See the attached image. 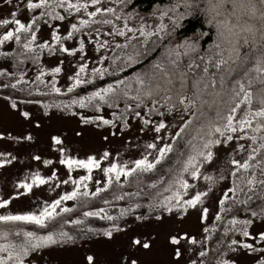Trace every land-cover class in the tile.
<instances>
[{"label": "snow or ice", "instance_id": "6c2138e0", "mask_svg": "<svg viewBox=\"0 0 264 264\" xmlns=\"http://www.w3.org/2000/svg\"><path fill=\"white\" fill-rule=\"evenodd\" d=\"M5 3H11V0H4ZM123 3L124 0H118ZM184 7L189 10L188 14H191L192 10H200L207 16V22L212 24L216 29L217 41L214 42L209 49L204 51L203 55H200L199 38L203 33L197 34L193 38H189L182 43H177L175 46L167 47L164 49L163 58L156 63L151 65V70L144 74H138L134 77L135 89L133 93V84L125 80H116L113 84H109L105 88L98 89L97 91L91 92L87 97H81L79 100H72V104H79L81 108L85 107V101L92 102L99 100L101 102L108 103L110 107L116 106L118 102L123 99L125 101V111L127 112L131 107L129 101L136 102L135 106L137 109L145 106L148 108L149 113L156 112L159 115H163L156 105L162 104L166 111H176L179 108H183L185 112H191L193 118L196 117L197 111H201V115L204 113L202 109L204 105L209 104V101L205 97L211 96L217 99L209 104L211 107L214 105H224V111L222 113L219 107L216 108L215 115L210 119L207 125H201L198 132H203L199 136L202 144L197 147L193 145V154H189L187 159L183 162L181 172H190L192 178H197L200 174V168L198 165L211 164L214 161L216 146H226L229 142L234 139L237 141L236 148L234 151H245V145L239 143V140L246 139L251 141L247 146V156L242 161L229 158V164L232 166L230 175L234 178L232 187L227 189L224 194V198L219 200L220 210L216 213L215 219L220 221L223 217L221 213L231 212L234 207L243 205L246 211H251V217H260L261 221L264 222V206H261L258 210H251L248 208L253 195L257 189L260 190V199L264 200V0H183ZM23 4L26 11L39 10V15H33L29 21L22 22L17 18V12L14 10L10 13V19H0V25H14V28H10L0 35V44L6 41L15 40L17 45L21 46L22 51L18 55L24 53H32L33 48L36 47L39 50L47 48L50 54L55 51L66 53L69 56L73 55L77 50L75 48L66 47L65 41L74 40L76 33L81 31L77 23H71L70 29L66 35L61 36L58 34V27L56 26L51 31V44L48 41H44L39 45H34V41L37 39V32L34 30L41 18H47L52 21H63L64 15H61L57 9H63L66 13L71 15L73 12L80 13L82 10L86 13L89 19H80V26H87L90 24H112V20L103 19L104 13H114L111 7H100L97 5L101 4V0H23ZM89 4L94 6L93 11H89ZM19 7V5H17ZM172 11H175L173 7ZM101 15V19L94 20L92 18ZM167 15L166 12L161 11V19ZM184 14H180L179 19H183ZM119 19V16L116 17ZM47 23V20H45ZM174 27L179 26V21L173 20ZM166 29V25L163 23L158 24L155 27V31L146 29V22H142L138 29L128 27L127 23L124 24L123 28L117 29L113 25V33L120 37L126 36L128 33L135 34L137 31L140 36L143 37V41L139 42L143 45L149 43V37L158 36L163 39L161 35ZM97 36L100 34L99 28L94 29ZM113 33H107L111 35ZM135 39V35L127 38L125 44L117 43L115 47L128 48L130 42ZM55 45L56 47H52ZM108 45V41L105 40L103 43L96 42L95 49L99 51ZM247 47L250 52L242 51L244 47ZM131 47L136 49L133 54L125 55V63H133L136 58L140 56V51L137 49L135 44H131ZM85 52V41L81 39L79 41V53ZM0 55L8 56V52H2ZM121 57L117 56L113 59L112 63L115 65L116 61ZM33 60L37 59V56L33 54ZM105 58L100 57V63ZM186 59V63H184ZM86 65L84 63L79 64L78 71L75 72L74 77L70 76L69 80L72 83L68 86L67 91L72 92L78 85L87 84L91 82V78L85 79L81 77V73L85 71ZM117 67H119L117 65ZM213 69L215 71H213ZM123 71V68H120ZM92 74L103 76L109 73L108 68L94 67L92 68ZM53 73V82L51 83V90L55 93H60L61 89L56 87L55 74L61 72L60 67H53L51 69ZM0 76H13L12 73H7L3 69H0ZM44 76V72L41 70L39 75L36 77L40 80ZM24 81V74L20 73V78L16 79L15 83L11 84L12 88H15L17 84ZM27 83V81H24ZM123 85V88H121ZM5 84L3 87H8ZM111 94V95H109ZM227 97V100L222 97ZM13 109L17 108V104L13 102L11 104ZM65 107H68L65 105ZM97 109L99 105L97 104ZM19 115L25 120L29 119L30 113L28 111H21ZM115 115V114H114ZM135 117H139L144 125H149V119L141 117L139 111H135ZM96 119L101 121L105 125L112 124V120L104 119L103 117L97 116ZM81 122L90 123L89 119L81 117ZM191 119L185 121V125L190 124ZM166 127L165 122L160 120L156 123L154 131L159 133L161 129ZM206 128V131L204 129ZM239 129V131H238ZM184 131L182 127L180 132H177L173 139H176ZM249 131L252 135H249ZM256 133H262L257 136ZM79 134V133H78ZM23 140L31 141L33 137L26 135L22 137ZM51 140L53 144L60 145L62 143L59 136H52ZM150 149H155L156 145L150 143L147 145ZM172 151L171 144H165L163 147L158 149V155L154 161L150 162L146 157L137 159L134 161L135 167L125 169L123 166H119L116 163H112L110 167L103 169L106 176L114 174L117 181L120 180L121 175L125 178L129 177L132 173L137 170L144 172L152 170L156 164L166 155L167 152ZM61 154L60 164L66 165L69 173L73 167L84 168L89 172L93 168L100 167V163L93 156H88L87 159H75V158H64V149L59 148ZM109 153L105 152L101 159L107 158ZM15 157L6 160H0V166L11 163ZM33 159L40 160L39 156H34ZM45 165L51 164V160H44ZM238 172L240 173L238 175ZM56 173H52L54 178ZM226 177L221 175L220 179L224 180ZM89 179L88 176H82L79 180H72L69 176V180L75 185L71 192H68L59 199L52 201L51 204H47L41 208L38 213H23V214H4L0 215V222H25L36 226L43 227L46 220L53 219L56 213V206L62 201L72 200L80 195L84 197L96 196L98 193L107 189L112 183L111 177L104 184V189L97 188L95 192L89 193L87 191V185H84L85 190L80 192L82 181ZM207 181H212L213 177L205 175ZM239 181V182H238ZM45 180L39 174H33L32 183L22 182L18 187H22L25 192L33 187V184H44ZM68 183V181H64ZM180 188L188 189L189 183L182 177L175 181ZM243 184V187H241ZM155 187V185H150ZM246 189V191H245ZM211 191V188L208 189ZM243 192L244 199H240L239 195ZM251 192L253 195H249ZM228 193L233 194L232 206L225 208V201L229 199ZM205 191H197L188 199L181 200L179 192H176L173 197L166 198L167 202H160L162 212H173V207L169 206L171 200L175 199L177 202L175 207L180 213L186 212L188 208H195L198 204H202V198L207 196ZM139 195V193H137ZM121 199L122 197H116ZM8 200H0V208L7 206ZM108 203L107 200L104 201ZM139 205H133V208ZM153 205H149L151 210ZM61 212H69L71 209L64 207L60 209ZM104 209L96 211H86L83 213L85 217L100 216L101 219L114 221L111 215L101 216ZM208 209L203 208L201 212V218L204 219L207 216ZM124 213L122 212L121 215ZM147 216H137V220L147 219ZM161 216L157 215L156 220H160ZM73 224H80V220L71 221ZM253 223V219H237L232 217L228 224L230 228L225 229V235L229 232L239 233L243 238L242 240L232 239L228 245L229 251H236L237 248H241L246 252L251 253H264V247H257L254 243H249L247 240H258L264 242V231H261L257 236H253L249 231V226ZM88 231L94 235H102L106 238H112L114 232H120L122 229L117 225L113 224L111 228L105 229L99 232L95 229H88ZM203 231L207 233L208 228H204ZM20 231L16 232L19 236ZM8 233L0 232L6 242L0 244V253L6 255H0V264H27L26 258L30 256V253L39 251L40 249L63 243H74L75 238L69 235L67 232L61 231L58 236L49 232L46 235H37L34 231H23L24 239L20 243H14L8 241ZM207 238V237H206ZM169 242L172 246H175L172 250L173 255L177 260L181 257L179 245L181 239H186L189 244H196L195 238L188 237L185 234L183 237L178 233L176 235H169ZM130 246L137 249L148 250L151 247V243L142 241L140 239H130ZM206 253L204 251L199 252V256L204 257ZM88 264H94V257L87 256ZM124 264H137V260L134 258H125ZM191 264H196L192 261ZM201 264H204L203 260ZM217 264H235V261L230 259H224L223 254L221 258L217 260ZM255 264H264V255H261L256 259Z\"/></svg>", "mask_w": 264, "mask_h": 264}, {"label": "rangeland", "instance_id": "374dc122", "mask_svg": "<svg viewBox=\"0 0 264 264\" xmlns=\"http://www.w3.org/2000/svg\"><path fill=\"white\" fill-rule=\"evenodd\" d=\"M76 2V0H73ZM87 2V0H84ZM115 0H101L100 7L115 6ZM19 5V7H17ZM17 12V18L22 22H27L33 15L39 13V10L31 12L26 11L23 0H11V3H5L0 0V19H10L12 11ZM89 11L94 10V6L89 4ZM61 15L65 16L63 21H53L51 24L45 21L40 24L37 32V39L34 45H39L44 41L51 44V31L59 25L57 31L61 36L66 35L70 29L71 23H77L78 27L80 19H89L86 13L82 10L80 13L73 12L71 15L63 9H57ZM161 12V11H160ZM160 12L149 14L151 19L159 17L158 24L163 23L166 27L175 17L174 11H164L167 13L162 19ZM135 11H132L128 16H123L115 20L112 24L100 29V34L96 32H79L74 40L65 41L66 47L75 48L77 51L69 56L66 53L55 51L53 54H45L42 60L31 66L24 73V78L33 80L39 75L42 70L46 81L53 80V67H60L61 72L55 74V82L57 87L65 90L72 83L69 77H74L78 71L79 64L86 65L85 71L81 73V77L91 78L92 68L101 67L104 61L100 63V57L104 56L107 51L115 45L116 42H122V37L113 33V25L119 29L123 28L127 23L128 27L138 29L140 22L135 18ZM153 20L146 22V27L152 26ZM157 24V25H158ZM153 27V26H152ZM14 25H0V35ZM127 32V30H125ZM107 33H113L107 35ZM138 33V31L136 32ZM85 41V52L79 53V41ZM107 40L108 45L105 48L97 51L95 43L98 41L103 43ZM14 47V40L7 41L0 48L1 51L11 50ZM11 62L9 60L0 61V69L10 70ZM107 87V86H106ZM88 96V95H87ZM84 96V97H87ZM15 102L17 108L13 109L11 104ZM88 102L85 101L87 105ZM43 100L26 97H14L13 94L0 93V160L11 159V163L0 166V200H8L7 206L0 208V215L4 214H23V213H38L41 208L52 201L57 200L60 196L71 192L75 185L72 180H79L82 176H88L89 179L82 181L80 192L85 190L84 185H87L89 193L95 192L97 188H103L109 177L115 176L109 174L106 176L103 169L110 167L112 163L123 166L125 169L135 167L134 161L137 159L147 158L150 162L154 161L159 154L158 149L165 144H172L173 138L182 128L185 121L190 117L191 112H185L183 109L176 111H166L163 109L154 116H149L145 110H142L141 117L149 119V125H144L141 118L132 115L126 120H121L120 115L115 117L112 108L100 106L99 109L81 108L75 105L74 109L69 112L62 110L61 107L44 105ZM91 104V105H92ZM94 107V105H93ZM94 109V110H93ZM21 111L30 113L29 119L25 120L19 115ZM119 111V110H118ZM97 116L104 119L112 120L109 125L103 124L96 119ZM81 117L89 119L90 123L81 122ZM163 120L166 127L161 129L159 133L154 131L157 122ZM239 131V129H238ZM79 133V134H78ZM31 135V141L23 140L22 137ZM59 136L62 143L60 145L53 144L51 137ZM156 145L155 149L147 147L148 144ZM239 143L245 145V151H239L236 148L237 141L234 139L226 146H216L214 148V161L209 165L207 163L199 166L200 174L197 178H192L191 174L186 177V181L190 187L188 189L181 188V200L188 199L197 191L207 192V196L203 197V203L198 204L195 208H188L186 212L180 213L176 210V201L173 199L170 206L173 207V212H159L156 215L147 216V219L137 220L140 215L121 216L117 224L122 231L114 232L112 238H106L102 235H90L83 237L74 243H63L57 245L46 246L39 251L33 252L26 258L27 264H88L87 256L94 257V264H124L125 258H134L137 264H191L195 261L196 264H201V256L199 252L204 251L207 247L209 231L215 226V215L220 210L219 200L224 198L227 189L232 187V176L229 174L231 165L229 158H234L242 161L247 156V146L249 140L241 139ZM64 149V158L87 159L88 156H93L99 161L100 167L93 168L91 172L84 168L73 167L71 172L66 165L60 164L61 154L59 148ZM109 153L108 157L101 159L103 154ZM34 156H39L40 160L33 159ZM44 160H51L52 163L45 165ZM56 176L53 178L52 173ZM33 174H39L44 180V184H33V187L25 192L22 187H18L22 182L32 183ZM205 175L212 176V181L204 179ZM223 175L226 178L220 179ZM69 176L72 180H69ZM126 178L121 175L120 181ZM68 183H64V181ZM125 182V181H124ZM211 188V191L208 189ZM229 194V193H228ZM174 195V194H173ZM172 195V197H173ZM73 204L72 200L62 201L56 206V213L61 208L70 207ZM203 208H207L206 218H201ZM101 216L111 215L116 217L123 212L118 206H105ZM160 215L161 219L156 220V216ZM100 217V216H99ZM248 215H240L237 219H248ZM113 225V224H112ZM112 225H106V229ZM204 228L209 231L205 233ZM249 231L253 236L261 231H264V222L261 218L254 219L249 226ZM180 234L182 237L187 234L188 237L195 238L196 244H189L186 239L180 241L181 257L177 260L171 255L175 246L169 242V235ZM207 237V238H206ZM130 239H140L151 243L148 250L142 248L137 249L130 246ZM245 239L241 235L237 240ZM249 243H254L257 247H264V242L256 240H247ZM0 244H3L0 242ZM0 255H6L0 253ZM264 253L246 252L241 248L236 251H228L224 259L235 261V264H255ZM217 264V263H216Z\"/></svg>", "mask_w": 264, "mask_h": 264}, {"label": "trees", "instance_id": "16d2710c", "mask_svg": "<svg viewBox=\"0 0 264 264\" xmlns=\"http://www.w3.org/2000/svg\"><path fill=\"white\" fill-rule=\"evenodd\" d=\"M115 6L113 7L114 13H104L103 19H110L112 22L117 20V16L119 18L128 16L132 11H135V18L138 19L140 23L149 22L153 20L152 26L149 28L146 27L147 30L155 31V27L158 24L159 17H155L151 19L149 14L160 11H172L173 7H175L174 18L171 23L166 27L165 31L161 34L163 35V39H160L158 36L149 37V43L147 45H143L139 42L143 41V37L138 33H128L126 32V36L122 37V42H116L119 44H125L127 38L135 35V39L130 42V46L128 48H120L117 49L115 45L111 48L110 51L104 54V63L101 65L102 68H108L109 73L103 76L95 75L91 76V82L87 84L78 85L72 92H68L67 89L61 90L60 93H55L51 90V83L53 80L46 81L44 77H41L40 80H37L36 77L33 80H28L24 78L25 83L22 81L20 84H17L15 88L11 87L12 83H15L16 79L20 78V73L23 74L27 71V69L31 66H36L45 54H50L46 49L39 50L34 47L32 53H24L23 55H18L22 51L21 46L17 45L14 40V47L11 50L1 51L8 52V56L0 55L1 60H9L11 62L10 70L4 69L7 73L14 74L13 76H0V93L2 94H13L14 97H26L33 99H41L43 100L44 105L49 107L57 106L61 107L62 110L69 112L71 109H74L75 105L72 104V100H79V98L89 95L93 91H97L98 89L105 88L109 84H113L116 80H125L129 83L133 84V93L135 89L134 77L138 74H144L151 70V65L156 63L157 61L163 58L164 49L167 47L175 46L177 43H182L183 41L195 37L197 34L203 33L199 38V47L201 49L200 55L204 54V51L209 49L210 46L217 41L216 29L212 24L207 22V16L204 12L200 10H192L191 14H188L189 10L184 7L183 0H124L123 3L115 0ZM184 14L183 19H179L180 14ZM36 15H39L36 14ZM94 20L101 19V15L98 14L97 17L92 18ZM176 19L179 21V26L174 27L173 20ZM47 20V23L51 24L53 21L47 18H41L38 26L34 29L35 31L38 29L40 24ZM110 24H90L87 26H80V32H95L94 29L99 28L103 29L104 27ZM79 32L77 33V35ZM7 42V41H6ZM4 42V43H6ZM3 43V44H4ZM0 44V48L3 46ZM131 44H135L137 49L140 51V56H138L133 63H125L124 56L131 55L136 50L131 47ZM52 47H56L52 45ZM242 51L249 52L250 50L245 46ZM33 54L37 56L36 60L32 59ZM53 54V53H52ZM117 56L121 58L116 61L114 65L112 63L113 59ZM186 59L184 63H186ZM117 65L119 67H117ZM123 68V71L120 70ZM213 71H215L213 69ZM9 85L8 87H3V85ZM56 84V82H55ZM57 87V85H56ZM123 88V85H121ZM111 95V94H109ZM209 101V104H212L214 97L208 96L205 97ZM222 99L227 100V97H222ZM131 107L126 112L125 111V101L121 99L116 106L110 107L108 103L101 102L98 99L93 101L91 105L88 103L86 106L88 108L97 109V104L100 106H107L112 108L115 114H119L121 120H126L132 115H135V111L141 112L145 110L149 116H154L157 114L156 112L149 113L148 108L142 106L137 109L134 101H129ZM209 104L204 105L201 115V111H197L196 117L193 118L190 114L189 119L192 120L190 124H183L184 131L181 132V135L173 140L172 142V151L167 152L166 155L161 159V161L155 165V167L147 172L137 170L132 173L129 177H127L124 181H117L115 176H112V183L109 185L107 189H104L96 196L89 195L88 197H84L80 195L73 199V204L68 207L71 209L69 212H57V215L51 219L46 220L45 225L43 227L36 226L33 224L25 223V222H0V232H7L8 241L14 243H20L23 237V231H34L39 235H46L49 232L58 236L59 232L64 231L69 235L75 238L74 242L82 239L83 237L94 235L88 231V229H95L99 232H102L106 229V225L110 226L121 218V213L114 217L116 218L114 221H109L106 219H101L99 216H91L85 217L83 215L86 211H94L101 207L105 206H118L123 210L124 216L128 215H140V216H151L156 215L161 212L158 204L160 202H167L166 198L172 197L173 194L180 191V187L175 181L182 177L186 180V177L190 174V172H181L183 167V162L187 159L189 154H193V145L199 147L202 144V141L199 139V136L203 134V132H198V129L201 125H207L208 121L212 119L215 115L216 108L219 107L223 113L224 105H212ZM67 105L68 107H65ZM94 105V107H93ZM159 111H162L164 106L162 104L156 105ZM93 109V110H94ZM179 109H183L182 107ZM178 109V110H179ZM119 110V111H118ZM188 119V120H189ZM181 130V129H180ZM179 130V132H180ZM206 131V128L204 129ZM262 133H256L257 136ZM249 135L252 133L249 131ZM251 141H249V144ZM200 165H198L199 167ZM240 173L238 172V175ZM234 178H232L233 180ZM239 182V181H238ZM233 183V181H232ZM155 185V187H150V185ZM243 187V184H241ZM103 189V188H101ZM246 191V189H245ZM139 193V195H137ZM249 195H253V193L249 192ZM174 196V195H173ZM229 199L225 201V208H229L232 206V198L233 194H228ZM116 197H122L121 199H117ZM240 199H244L243 192L239 195ZM107 200L108 203L105 204L104 201ZM173 200H171L169 206L171 205ZM152 204L153 208L150 210L149 205ZM133 205H139L138 207L133 208ZM261 206H264V200L260 199V190L257 189L256 193L253 195V200L248 206L251 210H258ZM222 219L220 221L216 220L215 226L209 231L207 247L204 250L206 255L201 257L204 264H216L217 260L221 258L223 254V258L227 254L228 245L232 239H236L240 236L239 233L229 232L225 235V229L230 228L231 225L228 224V221L234 216L238 217L240 215H248V219H259L260 217L252 218L251 211H246L245 206L240 205L234 207L231 212L221 213ZM80 220V224H73L71 221ZM20 231V235L17 236L16 232ZM0 242L5 243L6 241L0 237ZM32 254V253H30Z\"/></svg>", "mask_w": 264, "mask_h": 264}]
</instances>
